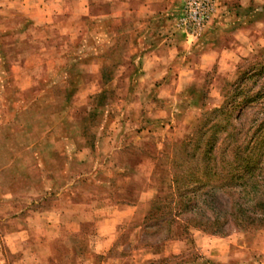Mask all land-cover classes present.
<instances>
[{
    "label": "rangeland",
    "instance_id": "1",
    "mask_svg": "<svg viewBox=\"0 0 264 264\" xmlns=\"http://www.w3.org/2000/svg\"><path fill=\"white\" fill-rule=\"evenodd\" d=\"M185 1L0 0V264H264L227 184L264 124V0L199 30ZM194 170L201 214L150 219Z\"/></svg>",
    "mask_w": 264,
    "mask_h": 264
},
{
    "label": "trees",
    "instance_id": "2",
    "mask_svg": "<svg viewBox=\"0 0 264 264\" xmlns=\"http://www.w3.org/2000/svg\"><path fill=\"white\" fill-rule=\"evenodd\" d=\"M261 127L253 135L257 137L256 140H251L242 147L243 149H239V152H242L244 156H240L239 154L240 157H236L234 162L235 166H231L227 173V184L231 185L235 180V190L236 192L238 191V197L235 198V220L238 221L240 219L243 223L244 221L242 219L245 218L247 221L246 224L252 225L254 223H260V226H264V165H262L263 159L261 157L256 158V153L258 154L261 150H264V124ZM203 163L205 162L203 161ZM197 171L194 170L188 176L174 175L175 179L169 185L170 194L162 198L159 197L152 202L150 219L160 220L170 213L169 225L174 226L177 224L176 220L183 213L196 212L201 214V209L197 206H202L207 201H202L200 198L199 193L201 190L198 187L203 185V175L199 172L197 174ZM185 178H190V181L198 189L192 190L191 186L183 194L181 187L183 184H180V182L185 181ZM220 179L223 178H219L218 180ZM217 189L215 187L213 192H216ZM176 197L181 199L179 204L176 201ZM180 206H184L185 208L179 209V213L177 214L173 213L175 208H179ZM164 211H168V213ZM197 225L208 230L220 227L218 220L215 219L212 221L206 219V221L197 223Z\"/></svg>",
    "mask_w": 264,
    "mask_h": 264
},
{
    "label": "built area",
    "instance_id": "3",
    "mask_svg": "<svg viewBox=\"0 0 264 264\" xmlns=\"http://www.w3.org/2000/svg\"><path fill=\"white\" fill-rule=\"evenodd\" d=\"M215 11V0H186L184 5V26L196 30L204 28Z\"/></svg>",
    "mask_w": 264,
    "mask_h": 264
},
{
    "label": "crops",
    "instance_id": "4",
    "mask_svg": "<svg viewBox=\"0 0 264 264\" xmlns=\"http://www.w3.org/2000/svg\"><path fill=\"white\" fill-rule=\"evenodd\" d=\"M33 4H34V2H33ZM36 5V4H35Z\"/></svg>",
    "mask_w": 264,
    "mask_h": 264
}]
</instances>
